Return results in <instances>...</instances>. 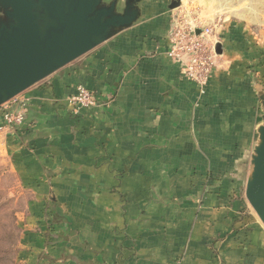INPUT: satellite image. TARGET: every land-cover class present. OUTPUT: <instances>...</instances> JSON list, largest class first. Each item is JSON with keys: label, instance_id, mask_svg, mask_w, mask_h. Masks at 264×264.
Instances as JSON below:
<instances>
[{"label": "crops", "instance_id": "obj_1", "mask_svg": "<svg viewBox=\"0 0 264 264\" xmlns=\"http://www.w3.org/2000/svg\"><path fill=\"white\" fill-rule=\"evenodd\" d=\"M245 1L144 0L135 25L19 95L23 125L2 120L19 105L0 107V157L23 202L16 264H264L245 197L264 0ZM192 6L219 52L203 91L167 55ZM78 86L96 105L74 114Z\"/></svg>", "mask_w": 264, "mask_h": 264}, {"label": "water", "instance_id": "obj_2", "mask_svg": "<svg viewBox=\"0 0 264 264\" xmlns=\"http://www.w3.org/2000/svg\"><path fill=\"white\" fill-rule=\"evenodd\" d=\"M142 1L0 0V107L135 25ZM259 99L245 197L264 226V92Z\"/></svg>", "mask_w": 264, "mask_h": 264}, {"label": "built area", "instance_id": "obj_3", "mask_svg": "<svg viewBox=\"0 0 264 264\" xmlns=\"http://www.w3.org/2000/svg\"><path fill=\"white\" fill-rule=\"evenodd\" d=\"M194 15L185 11L176 15L167 55L179 63L184 76L203 91L217 67L219 55L213 29L209 26H202ZM11 103L19 105L20 109L5 111L2 117L3 124L7 127H20L25 121L26 101L17 96L6 104ZM69 104L73 113L78 114L82 109L95 107L96 101L91 91L78 86L76 94L69 98Z\"/></svg>", "mask_w": 264, "mask_h": 264}, {"label": "rangeland", "instance_id": "obj_4", "mask_svg": "<svg viewBox=\"0 0 264 264\" xmlns=\"http://www.w3.org/2000/svg\"><path fill=\"white\" fill-rule=\"evenodd\" d=\"M251 1H245L244 8L249 7ZM191 8L197 12L194 15L197 19L203 20L209 17L205 11L204 13L203 10L201 11V6H192ZM241 9L243 7L235 11ZM232 10L234 11V9ZM22 205V197L16 192V183L9 172V166L0 157V264H16L19 239L17 214L21 212Z\"/></svg>", "mask_w": 264, "mask_h": 264}]
</instances>
